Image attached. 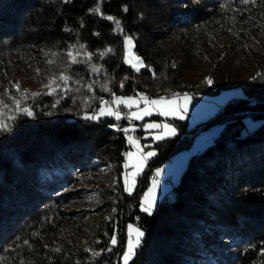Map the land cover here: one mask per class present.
<instances>
[{
	"label": "trees",
	"instance_id": "trees-1",
	"mask_svg": "<svg viewBox=\"0 0 264 264\" xmlns=\"http://www.w3.org/2000/svg\"><path fill=\"white\" fill-rule=\"evenodd\" d=\"M218 34L238 38L223 43L210 88L186 70ZM245 34L264 48V0H0V69L37 46L49 50L53 77H69L67 84L57 80L51 95L20 99L31 116L3 99L0 125L10 130H0V264H69L93 238L102 241V264H120L127 222L143 232L128 264H264V50L246 43ZM124 35L145 64L138 72L122 60ZM74 42L111 49L113 71L134 92L197 96L238 86L242 94L190 128L168 119L177 133L152 143L155 155L126 192L125 138L112 120L86 118L84 70L65 54ZM145 42L153 52L141 50ZM217 123L212 142L188 157L179 182L152 212L141 211L152 168ZM98 170L96 218L85 223L89 209L66 206L85 198L91 187L84 183Z\"/></svg>",
	"mask_w": 264,
	"mask_h": 264
},
{
	"label": "rangeland",
	"instance_id": "rangeland-1",
	"mask_svg": "<svg viewBox=\"0 0 264 264\" xmlns=\"http://www.w3.org/2000/svg\"><path fill=\"white\" fill-rule=\"evenodd\" d=\"M245 35L244 41L246 43L251 44V42H255L258 49L264 50L263 46L260 44V39H256L255 36L249 34ZM125 36L131 38L133 44V39L131 36L124 35L122 37L123 62L125 54ZM231 37L236 39L238 38L236 34L233 36L218 34L208 40L203 51V56L195 60L193 64H191L186 70V73L191 76L192 80H195L196 83L203 81L207 86L212 88L211 67L215 64L216 60L223 55L225 50L223 43L227 42ZM140 48L145 53L153 52L151 45L147 42L140 44ZM69 50L73 51L74 55L78 53L76 59L78 61H82L75 64L79 65L80 68L84 70L83 77L80 81V90L83 93L84 105L90 107L91 109L89 115L95 118L112 120V122L115 123L116 128L122 132L125 138L127 148L124 151L122 162V181L124 190L126 174L130 171H133L131 167L126 168L125 164L131 165L136 163L139 161L141 155L154 152V148L152 147V143L154 141L172 136L177 133L175 125L168 122V119H180L185 122V126L187 128H190L208 116L213 115L227 98L240 96L242 94L238 86H229L213 93L198 92L197 96L192 94L194 91H185L180 93L175 90H169L164 93L155 94L150 90L142 89L141 91L134 92L133 89L128 90L126 87L128 83L126 82L125 76H118L113 71V61L109 55L105 54L103 57L100 56L101 53L106 51L90 47L80 42H74L70 47L67 48L65 52L66 57ZM129 51L140 57L134 52L133 47H131ZM48 52V49L42 50L37 46H34L29 53L20 56L17 55L14 57V60L9 61L7 65L0 69V109L6 106L5 104H7L8 100V104L9 102H13V104L16 105L15 101H20V99L22 100V98L25 96L49 91V89L44 87V85L48 83L49 78L53 77V74L47 70L49 67L47 65L48 61L51 60L46 54ZM85 53L91 54V59H86L84 55ZM140 59L143 62L141 57ZM67 60H69L68 57ZM173 61L175 62L174 59H170L169 64H174ZM126 65L131 67L129 64ZM94 67L99 69V71H93ZM209 80L211 83H208ZM121 85H123V87H121ZM16 86H18L19 91L17 90ZM55 87L56 84H53L52 88L54 89ZM105 88L108 90L105 91ZM141 94L143 96H145V94H150L149 97H147L149 100H159L161 97H164L165 99L159 105L149 106L145 101H141L139 99ZM114 96L124 98L132 97L137 102L132 107H126L125 105H115L111 103ZM3 99H6L7 101H4ZM101 99L107 102L105 105L106 109L120 112L121 118L119 120L116 119L114 115H98V110L101 107ZM145 107L149 108V115H143L142 119H131L130 114L132 112L142 114V110ZM161 112L166 114L161 115ZM123 118H127L129 122H121L120 120ZM148 124H158L161 125V127H145ZM163 125H168L169 128L174 129V134H169L168 128L163 127ZM219 127L220 124L217 123L210 125L207 128L200 129L193 135L190 143L186 147L175 151L169 158L152 168L145 187L139 197V209L141 211H143L141 205L144 201L145 194L148 193V190L150 188L153 189L151 193V200L153 201V204L149 212L143 211L146 213L152 212L157 202L167 192H169L170 188L179 182L180 174L186 165L188 157L191 154L200 151L205 145L211 143L212 137L216 134ZM123 129H130V131L126 133L123 131ZM129 136H131L137 142V146L141 149L140 152H137V146L129 143ZM126 153H133V156L126 157ZM146 160L143 162L139 174H141ZM158 169L160 170L159 175L156 174ZM138 175L134 177L135 183L131 188V191L136 185V178ZM101 180H103V178H101V172L99 170L94 174H89V177L86 179V183L84 184L85 186H90L91 189H85L87 190L84 196L85 198H83L80 203H71L70 205L66 206L67 210L80 206L89 209V216L85 218V223L96 218L95 213H93V216L91 213L94 211L96 206V199L93 197V195L96 194V191L100 188V183L98 184V182H101ZM170 182L172 185H170ZM129 225H131L133 229H138L141 231L133 223H125V240L123 250L119 257L120 264H124L123 256L127 250L129 241ZM101 244V240L93 238L85 245L84 251L79 256L75 257L69 264H102L101 257H103L105 253L101 248ZM94 252L99 253V255H93ZM203 257L205 256L198 255L197 258L198 260H202ZM199 262L202 264L201 261Z\"/></svg>",
	"mask_w": 264,
	"mask_h": 264
},
{
	"label": "snow or ice",
	"instance_id": "snow-or-ice-1",
	"mask_svg": "<svg viewBox=\"0 0 264 264\" xmlns=\"http://www.w3.org/2000/svg\"><path fill=\"white\" fill-rule=\"evenodd\" d=\"M240 2L242 4H248L250 2V0H240ZM252 2H254V0H252ZM97 11H99V9H97ZM107 19H113V18L107 17ZM116 23L118 24L119 22L116 21ZM124 43H125L124 62L126 64H129L135 71L138 72L141 67H144V64L141 61L140 57L136 56L134 53L129 51V49L131 47H133L131 38H129L128 36H125ZM81 47H83V46H81ZM110 51H111V49H108V50H106V52L101 53L100 56L103 57L105 54H107V52H110ZM53 55H55V54H53ZM77 55H78V53L74 55L73 51L69 50L67 52V57L69 58V63L75 64L78 62H82V61H78L76 59ZM84 55H85L86 59H91V54L85 53ZM48 63L51 64L52 61H48ZM93 71H99V69H96L94 67ZM68 79H69V77L63 72L59 75V77H50L48 80V83L44 85L45 88L49 89L47 94L51 95L53 93V91H54V89L52 88L53 84H56V87L60 88V84L57 83V80H59L60 82H63L64 84H67ZM208 83H211V81L209 80ZM16 87H17V90L19 91L18 86H16ZM121 87H123V85H121ZM104 90L107 91L108 89L105 88ZM33 95H37V94H33ZM139 99L141 101H145L146 104L151 106V105H159L165 98L161 97L159 100H149L147 97H145L141 94L139 96ZM136 102L137 101L134 100L132 97L124 98V97H115L114 96L111 103L115 104V105H125L126 107H132ZM100 103H101V107L98 110V115H100V116L114 115L116 117V119H118V120L121 118L119 111H111V110L106 109V107H105V105L107 103L106 101L101 99ZM15 104L17 105L18 110L22 111L23 113H25L29 116L32 115V113L30 112V110L28 108L25 107V108L21 109L19 107L20 101H15ZM53 107H55V105H53ZM50 114L51 113H49V115ZM149 114H150L149 108L145 107L142 110V114L137 113V112H132L130 115H131V119H142L143 115H149ZM160 114L164 115L166 113L161 112ZM86 118L93 119L95 117L88 116ZM181 118H183V117H181ZM145 127L157 128V127H161V125L148 124ZM163 127L168 128L169 134H174V129L169 128L168 125H163ZM0 130H10V129H9V126L7 124H3V125H0ZM123 131H125L127 133L130 131V129H123ZM160 138H162V137H160ZM128 141L130 144L137 146V142L131 136L128 137ZM140 151H141V149L137 146V152H140ZM125 155H126V157H132L133 153H126ZM152 155H155V153L149 152V153H146L144 155H141L139 161H137L136 163H133L131 165L125 164L126 168L131 167L133 169V171H130L126 174V178H125V191L126 192L131 191V188L134 186V183H135L134 177L139 174V171L142 167L143 162L148 157H150ZM159 172H160V170L158 169L156 174L159 175ZM154 185H155V182H154ZM152 191H153V189L150 188L148 190V193L145 194L144 201L142 202V205H141L143 211L149 212L151 207H152V204H153V201L151 200ZM142 236H143V232L139 231L138 229H133V227L131 225H129V241H128V245H127V250L125 251L124 256H123L124 264H128V261L132 258L134 251H135V248L139 245L140 238ZM25 243H27V241H25ZM112 243L113 244L116 243L115 236L112 237ZM56 251H59V249H56ZM86 251H87V249H86ZM93 255H99V253L94 252Z\"/></svg>",
	"mask_w": 264,
	"mask_h": 264
},
{
	"label": "built area",
	"instance_id": "built-area-1",
	"mask_svg": "<svg viewBox=\"0 0 264 264\" xmlns=\"http://www.w3.org/2000/svg\"><path fill=\"white\" fill-rule=\"evenodd\" d=\"M149 95H150V94H145L146 97H149ZM122 121L125 122V123H128V122H129V120H128L127 118H123ZM171 184H172V183L170 182V185H171Z\"/></svg>",
	"mask_w": 264,
	"mask_h": 264
},
{
	"label": "bare ground",
	"instance_id": "bare-ground-1",
	"mask_svg": "<svg viewBox=\"0 0 264 264\" xmlns=\"http://www.w3.org/2000/svg\"><path fill=\"white\" fill-rule=\"evenodd\" d=\"M172 185V184H171Z\"/></svg>",
	"mask_w": 264,
	"mask_h": 264
}]
</instances>
